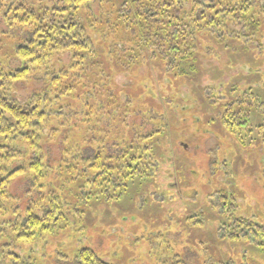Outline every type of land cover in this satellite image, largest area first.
<instances>
[{
  "label": "rangeland",
  "instance_id": "rangeland-1",
  "mask_svg": "<svg viewBox=\"0 0 264 264\" xmlns=\"http://www.w3.org/2000/svg\"><path fill=\"white\" fill-rule=\"evenodd\" d=\"M179 1L175 9L183 21L190 20L195 1L203 2ZM263 10L250 9L261 24L256 31L219 13L211 25L193 22L197 29L188 28L170 59L159 46L127 51L120 63L107 53L98 56L101 64L87 75L97 87L84 88L91 106L83 113L79 103L66 126L78 124V131L65 135L66 141L58 134L37 145L36 155L63 169L54 167L41 184L23 176L10 181V203L20 206V220L32 206L41 215L51 192L61 196L58 221L33 232L12 234L8 223L15 217L5 216L8 225L1 227L9 229V251L19 256L18 264H75L84 248L107 264H264V251L252 241L227 238L228 215L264 226V137L256 127L264 106ZM13 33L0 12L5 71L19 64L5 58L18 45ZM116 47L125 51L121 43ZM69 58L63 54L55 70ZM48 81L43 72L33 73L13 84L11 94L24 103ZM226 103L239 121L249 114L250 126L233 120L225 125ZM62 112L71 115L65 106ZM79 142L96 148L97 170L77 152L61 161L62 145Z\"/></svg>",
  "mask_w": 264,
  "mask_h": 264
},
{
  "label": "trees",
  "instance_id": "trees-1",
  "mask_svg": "<svg viewBox=\"0 0 264 264\" xmlns=\"http://www.w3.org/2000/svg\"><path fill=\"white\" fill-rule=\"evenodd\" d=\"M177 6H181V1L37 0L34 5H30L29 0H0V12L5 25L8 30L14 31L18 43L5 58H14L19 63L16 68L5 71L0 62V232L7 237V240L1 241L0 233V264L7 260L18 264L19 257L9 251V229L1 227L4 223L9 224L11 233L17 235V232H33L38 226L42 227V224L49 226L62 215L61 196L51 192L47 206L42 207L41 215L32 206L26 208L25 216L20 220V206L15 207V204L10 203L14 200L9 192L10 181L23 176L33 183L41 184L54 167L59 171L63 169H60V164L52 166L48 156L45 158L42 154L36 155L37 145L40 140L44 139L46 143L58 134H63L66 141V136H72H69L71 131H78V124L72 125L70 129L66 126L73 122L70 120L76 115L79 103L83 113L88 111L87 106H91L85 100L87 91L84 88L89 86V92H93L92 88L97 87L89 85V81L95 83L96 79L88 78L87 75L96 67L93 64H101L98 56H106L102 53H107L116 63H120L123 54H128L127 51L137 53L141 48L149 50V47L159 46L169 58L170 52L177 53L185 42L188 28L197 29L198 24L194 23L198 20H205L207 25H211L218 13L233 25L243 24L256 31L261 24L249 16L250 9L254 6L263 10L264 0H221L218 3L213 0L195 1L191 7L192 21L187 19L188 16L183 21L176 13ZM172 8L174 13H171ZM119 43L124 47L123 53L116 47ZM177 48L178 50H174ZM66 53L70 55L69 63L60 64L61 67L56 71V64ZM126 59L133 60L127 55ZM36 72H43L46 80L48 81L47 77L50 79L48 88L33 93L24 103L19 102L11 94L13 84L28 80ZM77 73L79 77L84 73L86 78L81 81L79 78L75 79ZM84 100L86 102L82 105L81 101ZM230 105L226 103V109L222 113L223 123L230 125L234 121L239 127H249V114L244 115V121H239L231 113ZM64 106L71 114L68 117L63 115ZM260 117L261 121L256 125L257 134L264 137V106ZM81 142L75 146L73 143L68 146L65 144L64 148L62 145L61 161L77 152L81 158L88 157L97 170L99 153L97 154L93 145H81ZM92 142L93 139L90 143ZM119 154L118 152L117 157ZM45 185V182L39 185L40 190ZM41 194L40 197L45 195ZM223 198L228 199L227 195L222 196ZM9 214H13L15 219L7 224L3 220ZM228 218L230 230L227 238L252 241L260 251H264V226L248 219L233 218L231 215ZM74 263L107 264L89 248L80 249Z\"/></svg>",
  "mask_w": 264,
  "mask_h": 264
}]
</instances>
